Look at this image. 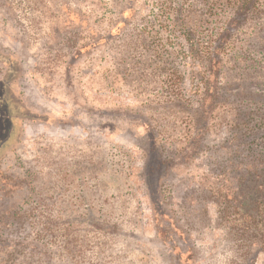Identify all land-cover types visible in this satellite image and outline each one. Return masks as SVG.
<instances>
[{"label":"rangeland","instance_id":"rangeland-1","mask_svg":"<svg viewBox=\"0 0 264 264\" xmlns=\"http://www.w3.org/2000/svg\"><path fill=\"white\" fill-rule=\"evenodd\" d=\"M233 3L0 0V264H264L219 204L245 143L264 160V0ZM236 18L203 94L180 24L206 41Z\"/></svg>","mask_w":264,"mask_h":264},{"label":"trees","instance_id":"trees-1","mask_svg":"<svg viewBox=\"0 0 264 264\" xmlns=\"http://www.w3.org/2000/svg\"><path fill=\"white\" fill-rule=\"evenodd\" d=\"M232 2H235L233 4H237V11L243 10L249 12L255 8L257 0H232ZM178 7L180 12L184 11L183 5H179ZM241 21L240 18L227 21L218 33L208 37L204 41L201 35L192 31L185 19L182 20L179 31L185 42L189 45L187 56L190 55V59L193 62L203 59L206 63L204 67L206 73L200 72L201 77L199 79L204 88H201L203 94L214 92L215 87L212 84H218L219 74L222 70L223 61L221 54L230 44V33L237 28ZM235 59H238V57H232L228 61L231 62L230 60H232L233 64L236 65L237 61ZM206 75L208 76L206 77ZM263 98L262 96H255L253 101L256 99L259 102ZM0 112L2 114V127L6 130L4 133L6 135L5 138L0 140L1 149L5 144L4 142L10 139V129H6V126L7 123H11L12 119L9 115L8 103L3 97H0ZM249 124H251L250 116L246 115L245 118L237 117V120L232 125L238 133L234 135V140L240 143L246 140L247 135H245L244 131L252 130ZM256 125L258 127L264 125V119H261L259 123L256 122ZM251 142L245 143L249 151L246 157L249 159L241 169V172L236 176V184L231 196L227 194L219 195V204L222 208L221 219L231 226L229 231H231V235L237 244L236 247H239L243 251L244 261L246 259L247 261H251L252 256L264 252V160L262 156L257 155L251 149ZM263 149L264 147L260 148V150Z\"/></svg>","mask_w":264,"mask_h":264}]
</instances>
